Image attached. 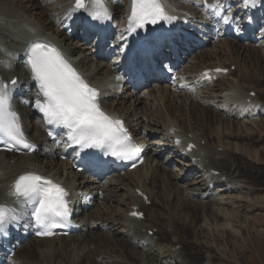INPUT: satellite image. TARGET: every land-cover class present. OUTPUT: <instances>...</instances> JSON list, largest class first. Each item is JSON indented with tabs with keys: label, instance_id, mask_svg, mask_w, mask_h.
Returning <instances> with one entry per match:
<instances>
[{
	"label": "bare ground",
	"instance_id": "obj_1",
	"mask_svg": "<svg viewBox=\"0 0 264 264\" xmlns=\"http://www.w3.org/2000/svg\"><path fill=\"white\" fill-rule=\"evenodd\" d=\"M163 1L169 15L175 17L173 21L190 24L187 27L196 29L195 37L201 36V42L192 38L190 47L197 49L190 57L182 60L183 55L175 64L166 63L164 80L150 87H134L117 63L122 51L110 60L106 58L110 46L105 54L96 55L76 41L75 18L89 9V4L86 9H77L75 0H0V82L9 85L23 133L36 146L28 153L0 149V205L14 209L16 216L2 231L8 238L14 233L16 253L10 264H237L230 252L227 259L218 255V251L225 252L220 235L237 239L254 224L258 217L253 214L255 208L264 206V102L258 93L252 94L254 90L242 99L243 87L237 85L238 79L232 78L229 69L235 62L228 67L222 57L260 54L264 34L250 33L245 40L236 39L224 30L226 23L221 16L234 12L248 17L261 10L264 0H250L247 6L244 0ZM102 3L110 16L105 20L109 34L117 40L126 38L131 0ZM217 3L219 15L205 7ZM28 36L56 46L98 90L102 110L123 121L135 142L145 149L140 166L124 171L113 168L105 176L81 178L75 155L63 158L68 143L65 135L52 140L43 118L34 114L39 88L27 66V51L21 46ZM254 37L258 40L253 41ZM202 41L212 48H203ZM205 72L211 78L204 77ZM13 79L15 86L11 85ZM233 96L240 99L237 105L230 104L236 100ZM208 109L220 118L212 120L206 114ZM239 137L255 148L234 143ZM190 144L192 151L184 152ZM252 167L257 176L251 175ZM27 172L68 188L71 210L76 213L69 234H36L27 209L10 194L16 178ZM88 189L90 195L85 196L83 191ZM98 199L105 200L104 208L90 210ZM114 201L119 206H113ZM133 212H143L144 216H134ZM229 224L236 230H230Z\"/></svg>",
	"mask_w": 264,
	"mask_h": 264
},
{
	"label": "snow or ice",
	"instance_id": "obj_2",
	"mask_svg": "<svg viewBox=\"0 0 264 264\" xmlns=\"http://www.w3.org/2000/svg\"><path fill=\"white\" fill-rule=\"evenodd\" d=\"M91 2L92 10L88 15L93 20L110 18L102 0ZM249 2L250 0H244L246 6ZM75 7L86 9L85 0H75ZM205 7H210L214 15L220 14L218 3L211 6L205 4ZM174 19L166 11L162 0H131L127 31L134 32L146 24L171 22ZM221 19L228 23L230 17L221 16ZM27 55V66L39 88L34 106L42 113L47 124L66 130L70 146H77L81 150L100 149L105 155L121 160H134L140 155V149L132 143L123 121L102 110L98 90L81 77L56 47L33 42ZM203 76L211 78L207 72ZM16 83L15 79L11 81L12 86ZM0 142L8 145V150L15 145L33 148L24 136L18 114L13 110L9 85L3 82H0ZM10 194L18 202L31 206L32 217L43 229L38 235H52L53 228L67 222L68 193L47 177L35 172L21 174L14 181ZM14 212V209L0 205V232L4 231L9 220L16 219ZM132 215L137 213L133 212Z\"/></svg>",
	"mask_w": 264,
	"mask_h": 264
},
{
	"label": "rangeland",
	"instance_id": "obj_3",
	"mask_svg": "<svg viewBox=\"0 0 264 264\" xmlns=\"http://www.w3.org/2000/svg\"><path fill=\"white\" fill-rule=\"evenodd\" d=\"M15 1H17V0H15ZM25 2H26V0H25ZM17 5L18 4L15 3V7ZM205 48L211 49L212 46L211 45H210V47L205 46ZM261 53H262V55H260ZM261 53L260 54H252V55H249L246 57H244L242 55L239 56L238 54H232L231 56L233 58H229V59H227V57H222V61L225 62L228 67H230V64L232 66L233 63L235 62L234 65L232 67H230L229 69L233 71L234 76L232 75L233 76L232 78H234L236 80L238 79L236 82L237 83L239 82V83L238 84L236 83V84L240 87L241 86L243 87L242 92L243 91L244 92L243 93L241 92V94H242V96H245V97H243V98L241 97L242 99H246L247 94H249L251 92L250 90H254L255 92L253 94L258 93L260 95L259 99L261 100V102H264V58H263L264 57V51L261 50ZM254 56H256V57H254ZM260 57H261V59H260ZM257 58H258V60H257ZM186 63L188 64L189 62H186ZM189 68H190V65H189ZM240 69L243 71H241ZM241 74L244 75L245 77L242 76ZM240 78H241V80H240ZM244 87L247 88L249 91L246 92L247 89L245 91ZM227 89H228V87H227ZM234 89L235 88H233L232 90L233 91L237 90V89H235V90ZM245 93H246V95H244ZM233 98H235L236 100L234 101ZM231 99L233 100V101H231L233 103L230 102V104H236L235 102H238L240 100V99L237 100V98L234 96ZM196 110H197L196 116H199V114H198L199 109L197 108ZM206 114L208 116H210V118H212V120H214V119L218 120L220 118V114L215 112L213 109L212 110L208 109L206 111ZM261 127L264 129V123L263 122H261ZM41 131H42V129H41ZM262 134H264V130H263ZM247 141L248 140H246V138H244V137H239L238 139H236V138L233 139L234 143L235 142H237V143L241 142L240 144L244 145L248 149V146H251V142L250 141L247 142ZM251 148L254 149L255 147L251 146ZM257 149H261V147H257ZM255 165H256L255 163L254 164L252 163L251 166L255 167V169L258 168V166L257 165L255 166ZM253 167H252L253 172H251L252 174L251 173L250 174L253 175V173H254V176L255 175L257 176V173L255 174L256 170ZM89 192H90V190H86V191H84V194L86 196H89L90 195ZM99 195H100V197H103V190L99 191ZM104 203H105V200L101 201L98 199L95 202V204L91 207L90 210L97 211L99 207L104 208V206L106 205ZM116 203L117 202L114 201V202H112V205L115 207L119 206L118 203L117 204ZM103 204H104V206H103ZM253 214H256L258 216L255 219L254 224H252L250 226L251 228L248 227L244 234L240 233L238 235L237 239L233 238L232 236H229V238L227 239V234H221L220 235L221 239H222L221 246L225 252L218 251L219 256L227 259L228 254H226V253L230 252L234 255V260L237 262V264H264V232L256 231V228L257 229H264V218H263L264 217V206L256 207ZM255 225H256V227H255ZM252 226H254V227H252ZM258 227H260V228H258ZM228 228L230 230H233V231L236 230L230 224L228 225ZM254 228H255V230H254ZM168 230H169V228H168ZM168 230L166 229L165 231L168 232ZM157 238H155V239H157ZM92 245H95V244H92ZM92 248H94V247H92ZM186 251H187V249H186ZM199 264H207V261H203L201 263L199 261ZM215 264H219V263L217 262ZM221 264H226V263L223 262Z\"/></svg>",
	"mask_w": 264,
	"mask_h": 264
}]
</instances>
